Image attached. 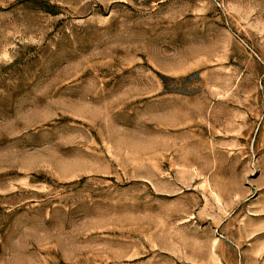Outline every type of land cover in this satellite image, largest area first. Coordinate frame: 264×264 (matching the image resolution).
I'll return each mask as SVG.
<instances>
[{
  "label": "rangeland",
  "instance_id": "rangeland-1",
  "mask_svg": "<svg viewBox=\"0 0 264 264\" xmlns=\"http://www.w3.org/2000/svg\"><path fill=\"white\" fill-rule=\"evenodd\" d=\"M0 264H264V0H0Z\"/></svg>",
  "mask_w": 264,
  "mask_h": 264
}]
</instances>
